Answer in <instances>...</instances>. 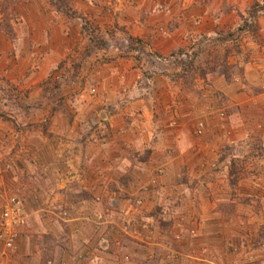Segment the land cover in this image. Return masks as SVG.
<instances>
[{"label": "crops", "instance_id": "1", "mask_svg": "<svg viewBox=\"0 0 264 264\" xmlns=\"http://www.w3.org/2000/svg\"><path fill=\"white\" fill-rule=\"evenodd\" d=\"M193 3L200 0H69L67 12L55 0H0V193L23 184L29 207L53 209L46 218L31 213L30 231L21 230L6 258L0 241V264H145L141 257H156L163 237H174L151 210L176 207V188L203 208L198 191L215 192L225 175L209 174V161L239 139L247 193L263 206L246 220L248 251L264 259V148L257 154L245 120L230 109L248 92L234 90L223 71L190 74L164 59L191 35L222 28L215 11ZM129 37L158 58L138 61ZM227 107L229 119H219ZM188 222L183 236L195 228L207 252L232 244L221 219ZM45 233L54 241L47 250ZM175 248L167 253L177 260L166 254L157 264H208L190 259L202 254L189 248L180 263Z\"/></svg>", "mask_w": 264, "mask_h": 264}, {"label": "rangeland", "instance_id": "2", "mask_svg": "<svg viewBox=\"0 0 264 264\" xmlns=\"http://www.w3.org/2000/svg\"><path fill=\"white\" fill-rule=\"evenodd\" d=\"M57 2L59 6L62 5L65 9L69 8V0H57ZM192 8H207L212 13L215 11L219 21L222 22V28L216 32L206 34L204 32H198L188 38V41L192 40L190 43L184 44V48L187 50L183 57L185 61L193 62L191 66L189 65V72L191 74H203V71L204 73H216L218 70L223 71L225 72L224 77L227 82L232 83L234 90L239 91L243 89V92H248V96L245 95L240 99L242 100L248 97L245 104L242 102L236 106H231L230 109L233 114L236 113L234 117H239L238 123H241L242 119L245 120L240 125L243 124L250 129L252 133L251 142H255V145L257 144V154L262 156V149L264 148L262 144L264 139V0H200V3H193ZM193 20L190 23H193ZM228 107L221 111L217 110L216 116L222 120L229 119L231 113L227 111L229 109ZM221 112H224V114L221 115ZM200 130L202 129L199 128L198 134ZM217 130L218 132L222 131L221 129ZM200 134H202V131ZM214 135L215 133L208 129V134L205 136L207 137L206 140L208 138L211 140L212 145L214 141H217ZM246 146L243 139H239V143L234 148L226 142L221 147L219 153L220 159L209 161L210 168L206 169L207 171L209 170V174L211 172V175L215 176L216 174L225 172V175L221 174L219 176L221 179L219 182L221 184L215 186V192L198 191L197 198L199 202L203 198V203H201L203 208L199 205L194 206L190 197H187L189 200L183 202L181 198L186 195V192H181L176 188L175 192L169 194L172 197V204L176 207L168 206L169 208H165L163 204H158L151 210V214L156 219H159L161 228L168 229V233L174 237H163L164 242L158 244L160 245V248H158L160 250H158L156 257H141L142 259L140 260H144L146 262L145 264H157L167 254V257L171 258V261L176 259V257H172L173 254L167 252L168 250L174 251L171 249L176 247L175 249L179 251L175 250L174 253L178 252L177 258L180 263H183L184 260L179 253L189 248L191 252L198 250L202 254L191 257L190 259L205 261L208 264H214L210 263L213 260L215 264H264V259L261 258L262 255H258V259L252 260V256L249 255L250 250L248 251V241L251 235L250 228L248 230L246 227V220L252 218L254 211L260 213L263 206L261 201L252 203V196L247 193L248 154L246 152ZM202 175L206 176V174ZM183 176L185 178L184 182H189L192 186L191 177L186 176V174ZM195 179L197 180V178ZM199 182L197 180V187ZM16 184H11L1 191L0 205L2 197L12 192L18 193L24 197V200L26 199V194L28 193L26 186L19 183ZM37 187L40 188L41 186L38 185ZM257 194L261 197L262 192H258ZM41 195L43 194L40 191H35L34 199L36 202H39L38 199ZM214 200L217 203L216 205L213 203ZM25 203L27 205L26 200ZM76 209L80 211L83 208L77 207ZM27 210L29 213V222L32 220L30 219L31 213H38L42 218L47 217L45 213L53 214V209L49 210V208L43 207L31 208L27 205ZM64 210L62 209L61 212ZM198 210H202L204 218L200 217ZM64 216H61L60 219H65ZM188 219H221L218 227L221 226L225 231H230L228 234L230 233V237H232V244L231 242H226L222 246L224 254L223 251L218 249L207 252L203 248L208 247V245L199 244L195 241V228L188 232L187 237L183 236V233L186 231L183 225L189 224ZM174 220L175 222L177 220L178 223H182V225H175L173 223ZM26 226L23 234L30 231L29 224ZM188 237L189 239L187 241ZM41 239H44L41 241L46 250L54 242L49 233L43 234ZM166 243L171 249L165 248ZM237 243L239 248H237ZM4 252L3 257L6 258L5 254H9L10 251L4 250ZM50 257L51 253H48L45 260ZM126 260L128 259L126 258ZM184 263L186 262L184 261ZM125 264L130 263H126L125 261Z\"/></svg>", "mask_w": 264, "mask_h": 264}, {"label": "built area", "instance_id": "3", "mask_svg": "<svg viewBox=\"0 0 264 264\" xmlns=\"http://www.w3.org/2000/svg\"><path fill=\"white\" fill-rule=\"evenodd\" d=\"M143 42H137L133 52L136 55L158 58V56L148 51ZM60 76H57L59 78ZM94 92L95 89H92ZM221 115L224 112L220 113ZM29 213L24 197L18 193H8L2 197L0 205V241L3 243L5 251H14L18 246V238L21 230L26 226Z\"/></svg>", "mask_w": 264, "mask_h": 264}, {"label": "trees", "instance_id": "4", "mask_svg": "<svg viewBox=\"0 0 264 264\" xmlns=\"http://www.w3.org/2000/svg\"><path fill=\"white\" fill-rule=\"evenodd\" d=\"M55 2L59 6L57 0H55ZM60 6H62V5H60ZM60 8L64 9L67 12H69V10H70L69 8L65 9L63 6L60 7ZM129 40H131V43H135V42H138L139 41V40L133 39L131 37H129ZM142 45H144V44H142ZM186 50H187L186 48L180 47V48L176 49V51H174L173 53H171L169 56L164 57V59L166 58V59L170 60V62H174V63L176 62L175 63L176 65H181L182 66V71H187L188 73H190L189 72V65L191 66L193 64V62L192 61H189V62L188 61H185L183 55L185 54ZM160 57H162V56H160ZM141 58L142 57H140L139 55H137L138 61H140ZM202 73L203 74H201V75H203V76H206V74H207V73H204V71ZM224 74H225V72H224Z\"/></svg>", "mask_w": 264, "mask_h": 264}]
</instances>
